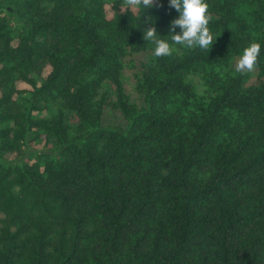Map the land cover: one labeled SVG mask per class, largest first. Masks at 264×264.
I'll list each match as a JSON object with an SVG mask.
<instances>
[{
    "label": "trees",
    "instance_id": "obj_1",
    "mask_svg": "<svg viewBox=\"0 0 264 264\" xmlns=\"http://www.w3.org/2000/svg\"><path fill=\"white\" fill-rule=\"evenodd\" d=\"M0 264H264V0H0Z\"/></svg>",
    "mask_w": 264,
    "mask_h": 264
},
{
    "label": "rangeland",
    "instance_id": "obj_2",
    "mask_svg": "<svg viewBox=\"0 0 264 264\" xmlns=\"http://www.w3.org/2000/svg\"><path fill=\"white\" fill-rule=\"evenodd\" d=\"M107 13H108V15H109V10L107 9ZM243 63L245 64V62L243 61Z\"/></svg>",
    "mask_w": 264,
    "mask_h": 264
}]
</instances>
